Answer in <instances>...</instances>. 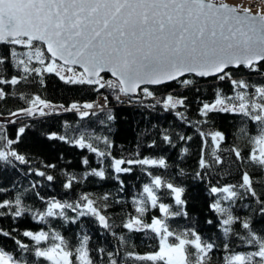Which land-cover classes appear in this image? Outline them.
Masks as SVG:
<instances>
[{
  "label": "snow or ice",
  "instance_id": "obj_1",
  "mask_svg": "<svg viewBox=\"0 0 264 264\" xmlns=\"http://www.w3.org/2000/svg\"><path fill=\"white\" fill-rule=\"evenodd\" d=\"M0 264H264V0H0Z\"/></svg>",
  "mask_w": 264,
  "mask_h": 264
},
{
  "label": "rangeland",
  "instance_id": "obj_2",
  "mask_svg": "<svg viewBox=\"0 0 264 264\" xmlns=\"http://www.w3.org/2000/svg\"><path fill=\"white\" fill-rule=\"evenodd\" d=\"M241 0H227V2L233 4V5H245V3H240Z\"/></svg>",
  "mask_w": 264,
  "mask_h": 264
}]
</instances>
